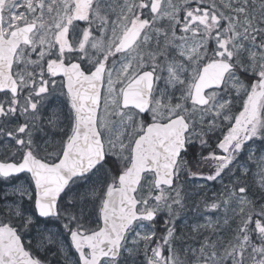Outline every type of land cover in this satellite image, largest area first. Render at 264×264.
<instances>
[{"label": "snow or ice", "instance_id": "obj_1", "mask_svg": "<svg viewBox=\"0 0 264 264\" xmlns=\"http://www.w3.org/2000/svg\"><path fill=\"white\" fill-rule=\"evenodd\" d=\"M0 264H264V0H0Z\"/></svg>", "mask_w": 264, "mask_h": 264}, {"label": "trees", "instance_id": "obj_2", "mask_svg": "<svg viewBox=\"0 0 264 264\" xmlns=\"http://www.w3.org/2000/svg\"><path fill=\"white\" fill-rule=\"evenodd\" d=\"M209 195H211V193H209ZM157 227L158 228H162V223L158 224ZM185 230H186V228H184V226L178 225V233L177 234L179 235V232L183 231L184 234H185V238H187V235H186V231ZM160 234L163 235V232H161ZM177 247L178 248L180 247L179 241L177 243ZM181 258H183V257L181 256Z\"/></svg>", "mask_w": 264, "mask_h": 264}, {"label": "rangeland", "instance_id": "obj_3", "mask_svg": "<svg viewBox=\"0 0 264 264\" xmlns=\"http://www.w3.org/2000/svg\"><path fill=\"white\" fill-rule=\"evenodd\" d=\"M197 199H199V198H197ZM191 210H189V215L191 216ZM189 225H191V223H192V221H191V219L189 220ZM183 226V225H182ZM184 228H186V235H187V237H188V234L191 232V228L190 227H184Z\"/></svg>", "mask_w": 264, "mask_h": 264}]
</instances>
